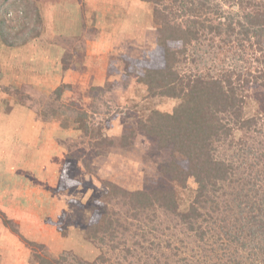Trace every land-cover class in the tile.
I'll return each instance as SVG.
<instances>
[{
  "label": "trees",
  "instance_id": "1",
  "mask_svg": "<svg viewBox=\"0 0 264 264\" xmlns=\"http://www.w3.org/2000/svg\"><path fill=\"white\" fill-rule=\"evenodd\" d=\"M18 1L25 17L33 16L24 26L32 24L36 34L39 6L35 0ZM140 1L151 6L157 46L142 61L124 58L122 78L135 77L145 91L141 104L134 105L135 123L109 137L103 133L107 124L91 126L85 111L68 105L72 128L81 135L61 143L66 158L58 189L74 186L70 173L76 164L92 175L90 162L102 155L101 148L111 152L117 143L130 149L138 137L144 140L141 156L132 160L140 164L143 186L129 191L102 181L103 189L91 195L89 216L80 224L82 241L93 248L91 258L66 249L55 254L20 237L29 250L27 260L264 264V0ZM91 8L85 11L90 14ZM82 21V42L92 40L96 30ZM0 40L18 45L3 23ZM20 40L24 44L26 36ZM70 49L61 57L64 71L76 54ZM65 88L53 92V102H60ZM25 91L10 87L0 68V95L15 98L20 110L30 109L39 122L63 117V104L56 109L42 102L47 108L42 111L32 107ZM157 99L176 103L164 112L152 103ZM8 108L4 114L16 118L17 111ZM85 146L94 157L82 153ZM3 224L11 222L4 218Z\"/></svg>",
  "mask_w": 264,
  "mask_h": 264
},
{
  "label": "rangeland",
  "instance_id": "2",
  "mask_svg": "<svg viewBox=\"0 0 264 264\" xmlns=\"http://www.w3.org/2000/svg\"><path fill=\"white\" fill-rule=\"evenodd\" d=\"M35 2L42 19L36 34L31 30L32 24L24 26L33 16L25 17L20 1L0 0V23L18 43L9 46L0 40V68L10 87L29 92L27 95L35 102L32 107L40 106L42 111H47L42 102L53 103L56 109L63 104L64 109L60 107L59 110L63 117L59 121L39 122L30 109L21 111L15 98L0 95L5 99L0 104V264H35L25 258L26 255L28 258L29 250L20 237L44 245L55 254L66 249L91 258L93 248L82 241L80 228L89 216L86 206L91 195L103 189L102 181L113 182L129 191L143 186L140 164L132 160L141 156L144 140L138 137L130 149H122L117 143L111 152L101 148L102 155L90 162L92 175L81 163L76 164L70 173L74 186L58 189L66 158L61 143L76 142L81 135L72 128L74 120L65 110L68 105L75 104L77 109L85 111L86 122L91 126L107 124L108 129L105 128L103 133L109 137H119L127 125L135 123L134 105L141 104L145 91L135 77L122 78L124 58L142 61L156 48L151 6L140 0ZM89 6L93 9L90 14L85 11ZM82 17L87 27L96 30L94 35L91 34L92 40L82 42ZM21 35L26 36L24 44H21ZM68 46L76 54L64 71L61 57ZM61 85H67V88L60 102H53L52 94ZM156 101L157 104L152 103L164 112H170L176 103L171 99ZM9 105L17 111L16 118L4 114ZM29 116L34 119L30 121ZM36 133L40 135L36 136ZM47 135L52 137L51 143L48 138L41 140ZM43 146L47 151L42 157ZM51 146L59 151L54 152L53 147L49 149ZM85 148L80 151L94 157ZM38 171L45 172L46 176L41 180L44 185L37 202L36 197L30 196L37 194L36 185L32 183L38 179ZM189 184L194 186L191 180ZM4 218L11 224L5 226Z\"/></svg>",
  "mask_w": 264,
  "mask_h": 264
},
{
  "label": "crops",
  "instance_id": "3",
  "mask_svg": "<svg viewBox=\"0 0 264 264\" xmlns=\"http://www.w3.org/2000/svg\"><path fill=\"white\" fill-rule=\"evenodd\" d=\"M140 2H141V1H140ZM91 6H92V5H91ZM94 6H95V5H94ZM91 9H92V8H91ZM92 11H93V9H92ZM64 25H65V24H64ZM64 25H61V28H62V29H63V28L65 29ZM70 26H71V25H70ZM66 28H67V25H66ZM59 30H61V29H59ZM103 80H104V79H103ZM24 114H25V113H24ZM29 115H30V114H29ZM27 116H28V115H26L25 117H27ZM31 117H32V116H31ZM31 117H30V116L28 117V118L30 119V121H32V120L34 119L33 117H32V118H31ZM33 126H34V127L36 126V123H35V122H33ZM37 127H39V126H37ZM39 128H40V127H39ZM40 129H41V128H40ZM39 133H40V132H39ZM39 133H36V136H37V135L39 136V135H40ZM41 138H42V137H41ZM43 138H44V139H43ZM43 138L41 139L42 141H44L46 138H48V141H49L50 143L53 141V139H52V137H51L50 135H47L46 137H43ZM33 140L39 141V140H37V139H35V138H34ZM52 147H53V149L56 150V151H54V152L59 151V149H58L57 147H54V146H51L49 149H51ZM36 149L39 150V149H40V146L37 145V146H36ZM49 149H48V150H49ZM37 150H36V151H37ZM42 150H43V152H42L43 155H42V153H41V156L43 157V156H45V153H46L47 150H45V147H44V146L42 147ZM59 154L62 155V152H59ZM53 157H54V156H53ZM25 160H26V159H24L23 161H25ZM26 161H27V160H26ZM32 164H33V163H32ZM37 175H38V179H35V178H34V179H35V180H34V183H32V184H35V185H36V188H37V191H36V192H37V194H35V193H31V196H30V197H36V198H35V201L38 202V201H40V199H41L40 197L42 196V195H40V194H41L40 191L42 190L41 187L44 185L43 183H41V180H42V181L45 180L44 177L46 176V173H45V172H39V171H38V172H37ZM31 178H32V177H31ZM21 180H22V179H21ZM21 182H22V181H21ZM24 182L26 183V182H28V181H25V180H24ZM29 186H30V185H29ZM32 186L34 187V185H32ZM40 189H41V190H40ZM32 190L35 191V187H34ZM34 204L36 205V203H34ZM37 204H38V203H37ZM9 253H11V252H9ZM25 258L27 259V255H26ZM0 259L2 260V258H0Z\"/></svg>",
  "mask_w": 264,
  "mask_h": 264
}]
</instances>
